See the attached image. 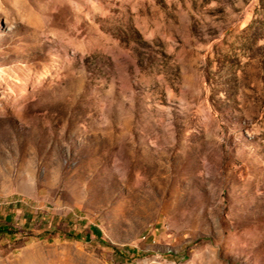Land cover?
I'll return each instance as SVG.
<instances>
[{"label":"rangeland","instance_id":"1","mask_svg":"<svg viewBox=\"0 0 264 264\" xmlns=\"http://www.w3.org/2000/svg\"><path fill=\"white\" fill-rule=\"evenodd\" d=\"M4 220L0 264H264V0H0Z\"/></svg>","mask_w":264,"mask_h":264},{"label":"trees","instance_id":"2","mask_svg":"<svg viewBox=\"0 0 264 264\" xmlns=\"http://www.w3.org/2000/svg\"><path fill=\"white\" fill-rule=\"evenodd\" d=\"M8 223H9L8 220H4V224L0 225V232H4V231H6V230L8 229L7 226H6V224H8ZM91 232H92V234H94L97 238L100 237V232H99V230H98L97 228H95V227L91 228ZM71 235H72V237H74L75 239H81V237H80L79 235H73V234H71ZM85 239H88V236H86Z\"/></svg>","mask_w":264,"mask_h":264}]
</instances>
